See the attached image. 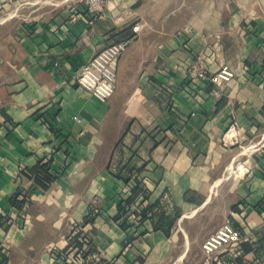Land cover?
Masks as SVG:
<instances>
[{"label": "crops", "instance_id": "1", "mask_svg": "<svg viewBox=\"0 0 264 264\" xmlns=\"http://www.w3.org/2000/svg\"><path fill=\"white\" fill-rule=\"evenodd\" d=\"M42 7L0 21L7 264H72L81 235L78 264H201L202 241L225 221L255 253L240 262L238 244L215 264H264V0H104L91 24L78 0ZM131 35L108 100L78 86L85 62ZM195 56L233 77L187 79ZM47 161L48 180L38 171ZM137 181L148 199L123 229L118 205ZM148 203L159 207L141 221ZM161 210L180 212L166 231L153 227Z\"/></svg>", "mask_w": 264, "mask_h": 264}, {"label": "built area", "instance_id": "2", "mask_svg": "<svg viewBox=\"0 0 264 264\" xmlns=\"http://www.w3.org/2000/svg\"><path fill=\"white\" fill-rule=\"evenodd\" d=\"M78 1L87 6V20L88 24H91L101 13L104 0ZM132 31L136 33L138 26H133ZM133 38L134 35H131L99 49L82 65L77 73L75 79L78 86L88 91L97 100H108L114 92L119 60ZM186 77L189 80H200L210 85L216 83L218 80H230L233 77V72L227 66H222L217 72L210 74L204 58L202 56H195L187 68ZM142 198V195L138 196L136 202L128 208L129 211L127 213L132 215L134 210H139V202ZM242 240L243 236L239 229L235 228L228 221L223 222L202 241L201 249L204 261L201 264H213L212 258H215V262H217V254L220 251L237 246ZM74 242H78L79 244L71 246V250L69 249L70 257L68 259L70 263L78 264L81 263L79 261L87 250V240L81 235L77 236ZM233 264L239 263L234 262Z\"/></svg>", "mask_w": 264, "mask_h": 264}, {"label": "trees", "instance_id": "3", "mask_svg": "<svg viewBox=\"0 0 264 264\" xmlns=\"http://www.w3.org/2000/svg\"><path fill=\"white\" fill-rule=\"evenodd\" d=\"M48 167H49V161L40 164L39 168H38V171H40L44 175V178L47 180L51 178V176L47 172ZM148 194L149 193H148L147 189L140 183V181H137L136 184L131 188L129 196L126 197L125 199H123V201L119 203L118 211H117V214L115 216V219L120 221L119 225L123 229H127L132 224V223L127 222V212L129 211L128 208L131 207V205H133L136 202L138 196H140V195H142V197H143L142 200L140 201V203L142 201L147 200ZM14 202L15 201L13 200V203ZM156 207H159V203H154V204L148 203L147 205H145V207L138 213V214H140L139 220L141 219V221H142L144 219H150L151 221H153V219H154L153 214H150V216H148V212H153V209H155ZM179 216H180V212L178 210H175L171 214H167L161 210L159 214H156L157 222H155L153 224V227L162 229L163 226L165 225L166 228H164V230L166 231L167 229L171 228V226H173L175 224V222ZM93 221H94V217L91 215H88L87 217L84 218V222H91L92 223ZM233 226L238 229V226H236V225H233ZM242 236H243V234H242ZM131 238H129V240L125 241V243H124L125 246H127V244H129V242L133 240V238L132 239ZM252 243H254V242H251L248 240L247 241H241L239 243L240 247L243 250V254L240 255V259H239L240 262H242L243 258L250 259L251 253L252 254L255 253V249L253 248ZM256 248H261L262 250H264V245L262 247L258 246ZM0 264H7V256L5 254V251L2 249L1 243H0ZM243 264H245V263L243 262Z\"/></svg>", "mask_w": 264, "mask_h": 264}, {"label": "rangeland", "instance_id": "4", "mask_svg": "<svg viewBox=\"0 0 264 264\" xmlns=\"http://www.w3.org/2000/svg\"><path fill=\"white\" fill-rule=\"evenodd\" d=\"M67 1L68 0H26V3H24L25 1L21 0L20 4L15 6L16 7V10H15L14 7L12 6L11 8H9L8 4L11 1L8 2L6 0H0V21L6 20L7 18H9V16H13V15L18 16L19 18H25V17H28V15L32 13V10H34L36 7L40 6V8L38 9H42L43 8L42 6L44 5H50V4L59 3V2L62 3V2H67ZM34 2H37V3L34 4ZM218 218L219 216L217 217V219L216 217L213 216L212 218L207 219L206 222L203 221L201 224H199L196 232L198 233L201 229L202 230L207 229V226H208V229L213 228V225L215 221L218 220ZM203 260H204V255H203ZM211 260H212V263L215 264V258H212Z\"/></svg>", "mask_w": 264, "mask_h": 264}, {"label": "bare ground", "instance_id": "5", "mask_svg": "<svg viewBox=\"0 0 264 264\" xmlns=\"http://www.w3.org/2000/svg\"><path fill=\"white\" fill-rule=\"evenodd\" d=\"M13 14V13H12ZM259 143V142H258ZM231 172V171H230Z\"/></svg>", "mask_w": 264, "mask_h": 264}]
</instances>
